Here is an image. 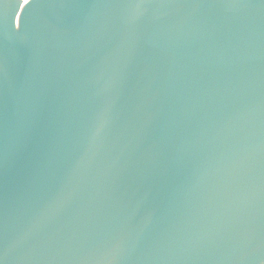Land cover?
Wrapping results in <instances>:
<instances>
[{"label": "water", "instance_id": "95a60500", "mask_svg": "<svg viewBox=\"0 0 264 264\" xmlns=\"http://www.w3.org/2000/svg\"><path fill=\"white\" fill-rule=\"evenodd\" d=\"M0 264H264V0H0Z\"/></svg>", "mask_w": 264, "mask_h": 264}]
</instances>
